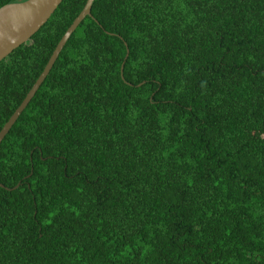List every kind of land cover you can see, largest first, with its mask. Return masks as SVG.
Segmentation results:
<instances>
[{"label": "trees", "instance_id": "obj_1", "mask_svg": "<svg viewBox=\"0 0 264 264\" xmlns=\"http://www.w3.org/2000/svg\"><path fill=\"white\" fill-rule=\"evenodd\" d=\"M84 3L0 61V129ZM0 185V264H264V0H93Z\"/></svg>", "mask_w": 264, "mask_h": 264}, {"label": "water", "instance_id": "obj_2", "mask_svg": "<svg viewBox=\"0 0 264 264\" xmlns=\"http://www.w3.org/2000/svg\"><path fill=\"white\" fill-rule=\"evenodd\" d=\"M92 1L93 0H85L81 11L60 37L42 71L37 76L20 104L1 127L0 141L48 74L60 50L71 33L85 17H90V7ZM60 2L61 0H24L21 2L2 5L0 7V61L18 46L24 44L47 21ZM126 57L127 49H125V54L119 67L120 71ZM0 187L2 186L0 185Z\"/></svg>", "mask_w": 264, "mask_h": 264}]
</instances>
